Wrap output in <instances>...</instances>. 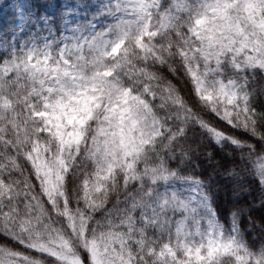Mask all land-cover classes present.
<instances>
[{
    "label": "snow or ice",
    "instance_id": "6c2138e0",
    "mask_svg": "<svg viewBox=\"0 0 264 264\" xmlns=\"http://www.w3.org/2000/svg\"><path fill=\"white\" fill-rule=\"evenodd\" d=\"M0 264H264V0H0Z\"/></svg>",
    "mask_w": 264,
    "mask_h": 264
}]
</instances>
